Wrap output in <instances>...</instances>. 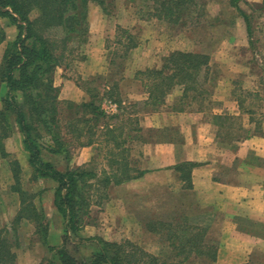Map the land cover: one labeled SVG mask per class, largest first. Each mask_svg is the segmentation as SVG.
<instances>
[{
  "label": "rangeland",
  "instance_id": "1",
  "mask_svg": "<svg viewBox=\"0 0 264 264\" xmlns=\"http://www.w3.org/2000/svg\"><path fill=\"white\" fill-rule=\"evenodd\" d=\"M105 1L107 10H102L93 1L89 2L85 39L83 37L82 40L80 34L75 35L67 42L62 52L65 57L56 65L51 74L58 110L61 111L59 114L61 120L65 119L63 118L65 116L67 118L71 116L78 119L77 124L84 127L86 117H92V113L82 104L92 101L93 94H95L98 95L95 103L106 117L103 122L109 119L110 125L116 123L117 126H120L121 124L123 131L130 128L140 129L136 128V123H138L136 120H130L125 116L137 112L141 105L137 103L134 106H128L123 113H120L121 107H123L121 96L127 98L128 93L137 94L143 87L148 93L146 103H148L149 110L154 109L151 106V101H153V94L157 93L154 91V87L158 85V75L155 77V72L152 70L139 69L138 71H142L143 74L137 72L134 77L143 82L141 87L140 82L138 83L139 80L133 84L124 73L126 70L132 69L138 61L141 63H138L137 66L146 67L148 62H144L141 57L151 49V44L148 43L150 35L169 38V36H173L172 34L175 36L182 34V38L193 40L195 47L191 51L203 52L210 56L207 76L203 77L202 71L195 75V83H200L201 86L197 87L194 83L196 89L192 87L190 94L196 95V99L192 101H202V104H205L213 94L214 85L220 81L222 83L231 82L233 97L236 100L240 99L248 109L249 113L246 116L250 118V122L264 119V10L256 7L263 0H193V3L187 0L186 6L177 12L179 17L167 13L166 17H158L159 20L151 19V17L161 7L159 1L162 0ZM238 9L253 15L251 19L253 43H250V37L245 30L246 23ZM0 19H3L2 22L0 21V28L4 31V39L5 37L10 40L14 39L17 35V28L10 24L7 18L0 17ZM173 22L179 26L183 24V27L175 28ZM189 23L193 25L187 28ZM102 33H105L103 38H101ZM229 38H232L236 45L229 42ZM146 40L147 42H145ZM5 43L6 41H3L0 46ZM183 45L185 47V44ZM134 48L137 49L136 55H138L135 64L132 58L128 57V52ZM161 54V51L156 53L157 60L159 57L161 58ZM164 62L165 60L163 64ZM162 67L160 65L151 68L160 69ZM3 93L4 83H0V99ZM105 99L117 102L118 110L106 113L102 108ZM117 100L121 103L119 104ZM68 101L72 103L69 107ZM1 105L0 100V107ZM117 113H120L119 118L115 117ZM238 123L233 125V129L239 126ZM102 128V122L95 125L93 128L95 133L91 136L85 127V133L79 136L80 140H75L73 138L75 136L72 137L70 133L68 136L67 131L62 128V134L67 141L71 142L68 141L69 155L65 157L64 153H59L52 160L58 169L64 170L69 168L70 158L81 156L83 159L85 157L86 152L82 154L78 150L81 146L87 145L86 142L90 136L94 139L93 142L100 144V146L88 150L91 157L86 162V166L93 167L99 177V181L94 178L89 180L98 189L94 187L89 189L94 203L85 217V223L81 230L68 238L64 237L63 218L54 204L55 183L50 179L34 178V169L29 165L28 152L23 146L24 144H20V139L19 143L13 141L6 146V138L19 134L23 140V134L16 126L13 127L11 134L3 139V148L0 146V229L7 230L8 238L13 239L12 242L17 240L19 244L16 249V264H40L44 256H50V252L47 250L48 245L62 246L64 243L68 251L76 259H80L88 254L96 253L101 244L100 239L122 242L124 239L121 237L125 235L119 236L116 235V232L127 234L128 231H133L135 234L131 235V241L145 249L143 246L145 235L144 233L137 234L138 228L134 231L129 225L123 227L120 224L116 231V219H107L105 216L104 206L107 198H103V194L108 193V187L112 184L105 186L103 178L111 174L120 177L123 175L124 168L127 169V167H116V160L123 163L126 153L123 148L116 146L118 139L106 140L109 135L105 134ZM237 131H240L239 127H237ZM135 132L138 133V131ZM138 135L141 136V134ZM40 141L43 143L41 146L43 158L48 160L50 152L45 149L53 144V140L49 134L43 133ZM16 165L20 167H15ZM14 170H18L26 196L34 202L37 208L44 211L45 221L48 222L47 245L40 239L35 219L28 217L27 219L22 218L19 223L14 221L19 209L18 193L12 189L15 185L12 178ZM115 189L113 185L111 190L116 193ZM136 206L139 207L138 202ZM142 207L139 212L144 217V205ZM167 236L165 232L162 235L159 234L155 241L152 237L147 241L149 243L152 240L155 245H160L162 250L159 257L161 259L179 262V264L181 262V264H213L212 252H204V255L196 254L202 257H196L190 252L179 254L173 249ZM119 238L121 240L117 241Z\"/></svg>",
  "mask_w": 264,
  "mask_h": 264
},
{
  "label": "crops",
  "instance_id": "2",
  "mask_svg": "<svg viewBox=\"0 0 264 264\" xmlns=\"http://www.w3.org/2000/svg\"><path fill=\"white\" fill-rule=\"evenodd\" d=\"M152 18L158 19L154 14ZM173 24L175 28L183 25ZM192 25L189 23L187 28ZM172 35L149 36L151 49L141 57L148 62L146 67L137 66L141 63H136L137 49L130 50L128 57L136 64L126 70V78L134 84L139 80L134 77L139 69L158 70L151 67H162L172 52L194 50L193 40L182 38V34ZM228 40L236 45L232 38ZM3 47L0 46V55ZM159 51L160 62L156 55ZM139 82L142 87L143 82ZM184 88L180 84L165 91L151 110L143 87L137 94L121 96L120 113L128 106L141 105L137 112L125 116L136 120L140 130H124L117 138L125 139L120 148L126 155L123 163L116 160V167H127L133 176L109 185L105 216L116 219V231L120 224L134 231L138 228L136 233L145 235L144 250L157 256L162 249L152 240L147 243L148 238L155 241L166 232L178 235L182 244L189 237H197L177 248L196 257H202L196 255L197 251L215 253L213 264H264V119L250 122L248 109L233 97L231 82L214 85L205 104L192 101L196 99L190 94L192 88L187 92ZM236 123L240 131L233 129ZM19 139L23 145L18 134L6 138V146L13 141L19 143ZM96 146H100L99 142L81 146L78 151L86 152L85 157L70 158L68 167L86 166L91 157L88 150ZM49 156L54 163L57 154ZM113 185L116 193L111 190ZM143 205L144 217L139 212ZM134 234L116 232L125 235L121 237L123 241H131Z\"/></svg>",
  "mask_w": 264,
  "mask_h": 264
},
{
  "label": "trees",
  "instance_id": "3",
  "mask_svg": "<svg viewBox=\"0 0 264 264\" xmlns=\"http://www.w3.org/2000/svg\"><path fill=\"white\" fill-rule=\"evenodd\" d=\"M90 1L95 2L102 10H107L105 0H0V17L7 18L8 22L17 28L15 38L8 41L4 39V31L0 28V45L6 41L0 55V83H4V93L0 99L2 102L0 107V146L3 148V139L11 134L13 127L17 126L23 134V144L28 152L29 165L34 169V178L50 179L55 183L54 204L63 218L65 238L77 234L85 223V217L94 203L89 189L96 188L89 180L94 178L99 181V177L96 170L89 165L60 170L53 162L43 158L41 134L47 133L53 140V144L47 146L45 150L54 154L64 153L65 157H68V141L70 142V140H66L62 134V128L67 131L68 136V133L72 137L75 136L73 137L75 140H80L79 136L85 133V127L87 133L93 136L95 133L93 128L101 122L103 124L102 131L104 130V133L109 135L106 138L107 141L120 138L124 133L121 124L120 126H117L116 123L110 125L109 119L103 122L106 117L95 103L98 99V95L95 94H93L92 101L82 104L92 113V117H86L84 127L77 124L78 119L74 117L67 118L65 114L63 117L65 119L61 120L59 117L61 111L58 110L51 74L56 65L65 57L62 52L67 42L75 35L80 34L83 40ZM186 1H159L161 7L154 15L163 18L168 13L171 16L179 17L177 12L186 6ZM189 1L193 3V0ZM256 7L264 10V0ZM238 10L246 22L250 43H253L251 21L253 15L242 9ZM208 63L209 56L203 52L174 51L168 55L163 67L153 70L155 77L158 75V85L154 87V91L157 93L152 96L151 106L155 107V103L160 102L159 97L176 85L183 84L186 92L192 87L195 88V85L201 86L200 83H195L194 78L200 71H202L203 77L207 76ZM139 72L143 74L142 71ZM118 102L121 103V101ZM67 103L68 107L72 105L69 101ZM238 103L244 108L240 99ZM119 116L120 113L115 115L116 118ZM91 122H93V126ZM91 136L86 142L87 144L93 143L94 139ZM124 140L118 139L116 146H122ZM15 167L20 166L16 165ZM18 170L12 172L15 182L12 189L18 193L19 199V209L14 221L19 223L22 218L27 219L28 217L35 219L40 239L46 244L48 222L45 221L44 211L37 208L34 202L26 196ZM103 173L106 172L103 171ZM115 176L116 174L106 175L103 178L105 186L123 182L133 175L124 168L122 176ZM103 198H108L107 192L103 194ZM160 224L162 223L159 222V227L162 226ZM7 233V230L0 229V264H16V249L19 244L17 240L12 242L13 239L8 238ZM167 240L170 244L172 243L173 249L181 254L183 251L177 247L186 246V243L196 241L197 237H189L182 244V239L178 235L170 233ZM100 241L101 244L96 253L88 254L80 259H76L68 251L65 243L62 246L48 245L47 250L50 252V256H44L40 264H179V262L165 261L129 240L111 242L100 239ZM197 254L204 255V251H197ZM212 256L214 258L215 253Z\"/></svg>",
  "mask_w": 264,
  "mask_h": 264
},
{
  "label": "built area",
  "instance_id": "4",
  "mask_svg": "<svg viewBox=\"0 0 264 264\" xmlns=\"http://www.w3.org/2000/svg\"><path fill=\"white\" fill-rule=\"evenodd\" d=\"M118 107H119L118 103L114 102L110 99L109 100L105 99L103 106H102V108L104 109V111L106 113H111V112L117 111Z\"/></svg>",
  "mask_w": 264,
  "mask_h": 264
}]
</instances>
